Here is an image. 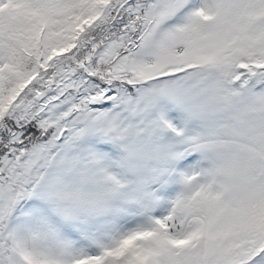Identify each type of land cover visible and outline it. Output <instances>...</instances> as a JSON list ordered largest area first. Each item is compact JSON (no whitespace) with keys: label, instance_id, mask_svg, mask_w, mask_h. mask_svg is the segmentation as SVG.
Here are the masks:
<instances>
[{"label":"snow or ice","instance_id":"obj_1","mask_svg":"<svg viewBox=\"0 0 264 264\" xmlns=\"http://www.w3.org/2000/svg\"><path fill=\"white\" fill-rule=\"evenodd\" d=\"M0 264H264V0H0Z\"/></svg>","mask_w":264,"mask_h":264}]
</instances>
